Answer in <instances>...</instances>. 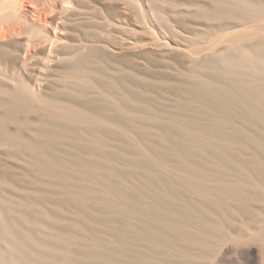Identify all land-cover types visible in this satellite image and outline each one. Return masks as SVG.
Masks as SVG:
<instances>
[{"label": "bare ground", "instance_id": "bare-ground-1", "mask_svg": "<svg viewBox=\"0 0 264 264\" xmlns=\"http://www.w3.org/2000/svg\"><path fill=\"white\" fill-rule=\"evenodd\" d=\"M0 43V264H264V0H0ZM145 46L190 89L108 74ZM36 52L60 94L32 92Z\"/></svg>", "mask_w": 264, "mask_h": 264}, {"label": "rangeland", "instance_id": "rangeland-1", "mask_svg": "<svg viewBox=\"0 0 264 264\" xmlns=\"http://www.w3.org/2000/svg\"><path fill=\"white\" fill-rule=\"evenodd\" d=\"M37 9H40V7H38ZM29 11H32V9L31 8H29ZM45 11H47V10H45ZM44 11V12H45ZM45 13H48V11L47 12H45ZM49 14V13H48ZM57 14V13H56ZM55 14V15H56ZM51 15V14H50ZM54 15V14H53ZM50 16V18H52V17H54V16ZM130 18V17H129ZM101 21L99 22V20H98V24L96 23L95 25H97V27H98V30H97V28H96V26H95V28H96V30L98 31V32H101V33H103L102 31H105L104 30V28L106 29L107 27H103V25L104 26H106L104 23H103V20L102 19H100ZM131 20V18L129 19V21ZM97 21V20H96ZM55 23H58V24H60L61 25V23L60 22H58V21H56ZM63 23V22H62ZM103 23V25H101ZM98 25H100V26H98ZM102 26V27H101ZM101 27V28H100ZM108 29V28H107ZM124 30V29H123ZM119 31V30H118ZM119 33V34H118ZM118 33H115L116 34V37H110V40H107V43H111V42H116V43H114V44H119L120 43V39L121 38H127L126 39V41H125V43L126 44H129V43H131L132 42V40H140V42H142V43H145L146 42V38H142V39H139V38H136L135 36H133L132 34L131 35H129V34H125V33H128V32H124L123 31V33L121 34V35H123V36H121L120 35V33H121V30H120V32H118ZM115 34H114V36H115ZM30 34H28V36H29ZM119 35V36H118ZM129 35V36H128ZM30 36H32V35H30ZM118 36V37H117ZM125 36V37H124ZM138 36H139V34H138ZM142 36V35H141ZM27 37V35H22V40H24V38H26ZM212 38V37H211ZM109 39V38H108ZM112 40V41H111ZM127 40H131V41H127ZM113 43H111V44H113ZM198 43L199 42H197L196 40L195 41H193L192 42V44L193 45H191L192 47H194V45L196 46V45H198ZM1 44V43H0ZM139 45H141V43H139L138 44V46ZM146 47V46H145ZM145 47H141V48H139V47H137V49L135 50H126L125 48V50L123 51H115V52H111V51H109V50H107L106 49V51L108 52L107 53V55H108V57L110 58L109 60H108V64H109V67L110 66H112V67H110L111 68V70L108 72V74H110V75H115V74H117V73H126L127 72V74L130 72V75L132 76V75H134L135 76V78H134V76H132L131 78L134 80V79H136V77L138 78V77H140V79H142L143 80V78H141V77H144V80L143 81H146L147 80V82H149L150 84H152V83H154V84H152L153 85V87H157V86H159V87H161V86H167V85H175V86H179V87H182L183 89H190V87H191V83H192V81L189 79V78H187V76L186 75H184L183 76V74H185V73H183V72H185L184 70H183V65H179V64H185V60H186V58L185 57H182L181 55H176V56H174V58H171V60H168L169 58L168 57H161V55L156 51V49L155 50H153L154 48L152 47H149V49H147L148 48V46L145 48ZM101 48V47H100ZM144 48V49H143ZM151 48V49H150ZM37 49V48H36ZM101 49H104V48H101ZM34 51H36V50H33L32 52H33V54H35V52ZM129 51V52H128ZM131 51V52H130ZM33 54L31 53V56H30V58H32V56H33ZM200 55V54H199ZM160 56V57H159ZM179 56V57H178ZM181 56V57H180ZM62 58V59H60V58ZM59 57H51L52 59H50V58H48L46 55H44L43 53H38V52H36V55H34L33 56V58L31 59V60H28V61H31V62H28V65H27V67L29 68H27L26 69V73H24V75H25V77H27V79H29V80H32V78L34 79V78H38V84H35L34 86H33V89H32V92L34 93V94H36V95H40V94H44L45 96H52L54 93L55 94H60V92L62 91L61 90V87H59L58 85L59 84H61V82L63 83V84H68V85H71V83H70V80L71 79H69L68 77H67V75H65V74H63L64 73V69H62V60H64L63 58H64V56L62 55V56H59ZM46 58V59H45ZM56 58V59H55ZM162 58H164V59H162ZM167 58V59H166ZM185 60H184V59ZM54 59V60H53ZM175 59V61L176 62H174V61H172V60H174ZM44 60V61H43ZM43 61V62H42ZM46 61V62H45ZM50 63H48V62ZM53 63H52V62ZM168 61V62H167ZM179 61V62H178ZM167 62V63H166ZM171 63V65H169V66H171L170 68H169V66L167 67V64L168 63ZM43 63V64H42ZM166 63V64H165ZM176 65H175V64ZM179 63V64H178ZM49 64V65H48ZM176 66V68H174L175 66ZM47 65V66H46ZM61 65V66H60ZM172 65H173V67H172ZM178 65V66H177ZM178 67V68H177ZM172 68H174V69H172ZM176 69V70H175ZM123 70V71H122ZM182 70H183V72H182ZM113 71V72H112ZM118 71V72H117ZM121 71V72H120ZM177 71H179L178 73L179 74H177L176 72ZM180 72H182V73H180ZM132 73V74H131ZM63 74V75H62ZM38 77H37V76ZM61 75H62V77H61ZM129 75V74H128ZM160 76H161V78H160ZM157 77V78H156ZM159 77V78H158ZM65 78V79H64ZM162 78L163 79H166V81L165 80H163L162 81ZM156 79H158V80H156ZM69 80V81H68ZM157 81V83H156V85H155V82H153V81ZM163 82L162 83V85L160 84L161 83V81ZM191 81V82H190ZM139 83L138 82V79L137 80H135V82H134V84L135 83ZM172 82V83H171ZM188 82V83H187ZM176 83V84H175ZM179 83V84H178ZM187 83V84H186ZM159 84V85H158ZM166 84V85H165ZM139 85V84H138ZM138 85L137 84H135V86H137L138 87ZM184 86V87H183ZM58 87V88H57ZM136 87V88H137ZM188 87V88H187ZM59 90H57V89ZM139 88V87H138ZM181 88V89H182ZM54 89H56V90H54ZM93 91V90H92ZM94 93H96L95 95L96 96H94V97H91L93 100H95V101H98V102H101V101H103L104 103H107V101H105V100H107V98H105V97H103V96H101V95H98V94H100V93H98V92H95V91H93L92 93H90V95L92 94H94ZM48 94V95H47ZM150 94V96H148ZM163 94V95H162ZM168 94V95H167ZM98 95V96H97ZM165 95V96H164ZM146 98H147V103H149L150 104V106H154V109H158V110H160L161 112H162V114H163V116L166 118V117H171V116H173L174 114H176V113H185V111L183 112V110L186 108V107H191L190 106V104L188 105V104H186V103H184L183 101L181 102L180 100H178V98H176V96H174V95H172L171 93H161V94H156V93H152V92H150V93H147L146 94ZM155 96V97H154ZM161 97V98H160ZM100 99V100H99ZM152 99V100H151ZM182 103V104H180V102ZM167 102V103H166ZM154 103V104H153ZM176 103V104H175ZM179 103V104H178ZM177 105V106H176ZM182 105V106H181ZM157 106V107H156ZM160 107V108H159ZM165 109H163V108ZM180 107V108H179ZM153 108V107H152ZM172 110V111H171ZM174 110V111H173ZM178 110V111H177ZM171 111V112H170ZM165 112V113H164ZM168 115V116H167ZM154 116V115H153ZM154 117H156V116H154ZM189 117V116H188ZM165 118H163V119H165ZM192 118V117H191ZM135 119V121H140V119L139 118H134ZM159 119H162L161 118V115H160V118ZM165 120H169V119H165ZM116 132V131H115ZM117 133V134H116ZM115 133V135H116V137L122 142V144L123 145H125L129 150H133V148H134V145H132V141L131 140H129L130 138H126V136L124 137H122L121 135H119V133L118 132H116ZM128 139V140H127ZM131 146H133V147H131ZM5 156H3L2 154H1V152H0V164H1V162L2 161H4L5 162V159L6 158H4ZM7 164H9V163H7ZM9 165H11V166H16V165H14L13 163H11L10 162V164ZM27 184L29 185V186H31V187H33L34 185H33V183H32V181H31V179H29V177L27 176ZM232 263H237V259L236 258H232Z\"/></svg>", "mask_w": 264, "mask_h": 264}]
</instances>
